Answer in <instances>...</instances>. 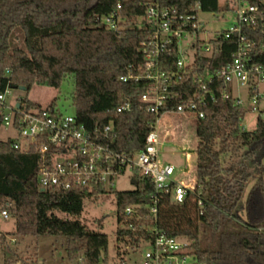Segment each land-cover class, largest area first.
Segmentation results:
<instances>
[{"label":"trees","instance_id":"1","mask_svg":"<svg viewBox=\"0 0 264 264\" xmlns=\"http://www.w3.org/2000/svg\"><path fill=\"white\" fill-rule=\"evenodd\" d=\"M151 1L0 0V92L8 86L27 93L35 85L59 88L71 77L77 120L92 132L97 129L99 140L117 151L143 149L156 117L140 100L144 87L122 77L143 63L139 45L149 38L151 28L139 20ZM196 1L162 0L183 12ZM199 1L203 11L228 10L219 0ZM251 2L264 13V0ZM114 11L126 20V28L113 31L100 24L99 16ZM250 33L264 45V17ZM235 47V41L219 39L212 55L198 56L197 72L214 73L231 60ZM166 60L164 68L174 70L176 55ZM199 86L191 76L184 79L174 87L181 97L173 104L190 98ZM21 100L27 108H43ZM55 106V99L47 105ZM204 112L196 120V185L182 203L173 202L168 193L158 194V227L169 236L187 237L195 264H264V120L259 119L254 129H243L246 111L219 95ZM38 169L35 150H17L11 140L0 139V208H8L15 218L10 234L64 236L71 260L97 264L104 252L106 263L107 234L89 229L79 219L84 199H97L106 190L99 185L84 191L44 190ZM133 180L132 189L114 192L120 222L126 207L139 204L145 212L152 202L153 187L135 176ZM56 211L74 218L62 219ZM6 237L1 233L0 242ZM117 238L135 248L150 233L122 228Z\"/></svg>","mask_w":264,"mask_h":264},{"label":"built area","instance_id":"2","mask_svg":"<svg viewBox=\"0 0 264 264\" xmlns=\"http://www.w3.org/2000/svg\"><path fill=\"white\" fill-rule=\"evenodd\" d=\"M228 1L232 2L234 23L214 32H209L200 18V13L206 11H203L199 0L185 12L175 5L164 4L162 0L147 3L139 20L145 21L151 28L149 38L139 45L143 63L137 70L122 77L125 82L144 87L140 100L147 105V111L156 117L155 125L147 134L141 150L117 151L99 140L95 134L97 129L93 132L88 130L75 114L60 113L56 106L27 108L20 99L8 104L6 99L13 88L8 86L0 92L1 126L12 128L19 138L28 140L25 145L11 140L15 149H33L39 154L38 178L42 189L84 191L93 190L99 185L106 190L107 186L114 185L115 177L128 170L136 174L135 178L153 187L152 202L145 207V212L141 211L143 206L137 204L126 207L121 213L123 229H141L150 233L149 239L142 238L139 245L133 248L139 249L143 242L150 244L141 264L196 262L190 240L184 236H169L157 223L159 193H168L173 202L182 203L196 185L188 187L174 182V167L159 162L160 135L157 125L161 114L195 112L197 120L204 117V107L209 101L216 100L219 95L223 99L232 98L236 106L246 111L243 129H248L245 120L249 114L255 115L256 122L264 120V45H259L250 33L263 20L264 13L251 0ZM98 21L113 31L127 27L126 20L118 11L99 16ZM222 38L236 42L231 60L214 73L199 74L196 70L198 56L212 55L216 42ZM173 54L176 55L174 70L165 69L166 58ZM190 76L200 83L199 88L190 98L174 105L173 102L181 97L174 87ZM111 128L110 124L105 131ZM189 162L190 157L186 152L185 166H189ZM0 215L8 218V209L0 208ZM102 259L97 264H107ZM115 264L128 263L120 258Z\"/></svg>","mask_w":264,"mask_h":264},{"label":"rangeland","instance_id":"3","mask_svg":"<svg viewBox=\"0 0 264 264\" xmlns=\"http://www.w3.org/2000/svg\"><path fill=\"white\" fill-rule=\"evenodd\" d=\"M220 6H227L228 10L219 14L206 11L200 13L201 20L206 23V29L214 32L228 28L234 23L231 12L232 2L219 0ZM74 81L67 77L59 88L50 86L35 85L28 93L13 89L12 94L6 99L10 104L16 99L26 98L30 103H37L45 107L52 100L56 101V108L65 115H74L75 107L72 100ZM164 112L161 114L157 125L160 135L159 162L162 165L171 164L175 172L172 180L178 184L193 187L196 183L194 170L196 167V113L181 114ZM248 129H254L256 118L254 114H249L245 120ZM1 140H17L21 145L27 143V139L19 138L17 132L12 128L0 127ZM189 154V166H185V153ZM264 163V160H263ZM136 174L132 171L114 178V185L107 186L106 192L97 199L86 197L84 199L83 211L79 216L81 222L89 229L107 234L108 246L106 251L107 264H115L123 258L128 264H141L145 252L150 248V244L143 242L139 249L134 250L124 241L117 238L118 229L123 228V223L118 220L117 203L114 195L115 191L130 190L134 187L131 179ZM254 179L249 181V188L253 185ZM8 209V208H7ZM55 214L62 219H73L74 217L62 211ZM15 230V218L10 215L3 218L0 215V233L6 234V240L0 242V264H82L80 260H71L68 257L66 246L67 239L64 236L55 235H12ZM190 262H193L189 258Z\"/></svg>","mask_w":264,"mask_h":264},{"label":"water","instance_id":"4","mask_svg":"<svg viewBox=\"0 0 264 264\" xmlns=\"http://www.w3.org/2000/svg\"><path fill=\"white\" fill-rule=\"evenodd\" d=\"M132 183H133V184H135V183H136V181H135V180H133V181H132ZM101 254H102V258H103V257H104V252H102Z\"/></svg>","mask_w":264,"mask_h":264},{"label":"crops","instance_id":"5","mask_svg":"<svg viewBox=\"0 0 264 264\" xmlns=\"http://www.w3.org/2000/svg\"><path fill=\"white\" fill-rule=\"evenodd\" d=\"M181 117H183V115L180 114V115H179V118H181Z\"/></svg>","mask_w":264,"mask_h":264}]
</instances>
